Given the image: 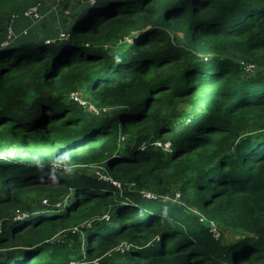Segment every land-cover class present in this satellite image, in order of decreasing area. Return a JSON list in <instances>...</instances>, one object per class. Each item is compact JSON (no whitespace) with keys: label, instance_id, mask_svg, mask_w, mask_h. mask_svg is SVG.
I'll list each match as a JSON object with an SVG mask.
<instances>
[{"label":"trees","instance_id":"obj_1","mask_svg":"<svg viewBox=\"0 0 264 264\" xmlns=\"http://www.w3.org/2000/svg\"><path fill=\"white\" fill-rule=\"evenodd\" d=\"M40 2L0 0V264H264V0L84 1L2 45Z\"/></svg>","mask_w":264,"mask_h":264},{"label":"rangeland","instance_id":"obj_2","mask_svg":"<svg viewBox=\"0 0 264 264\" xmlns=\"http://www.w3.org/2000/svg\"><path fill=\"white\" fill-rule=\"evenodd\" d=\"M84 1H91L93 2L94 0H41L40 5H37V10L36 12L40 13V17L37 19L34 18H30V17H24V20H20L21 18H19L18 14H13V19H12V23L10 24L11 29H9L8 34L10 33L9 39H8V43H6L5 46H8L10 44H12L15 40H17L18 37H21L22 34H26L29 32L30 28H38L40 29V32H44V26L48 25L51 34L46 38V40H53V39H57V38H61V37H67V26L64 25V20L65 19H69L73 13L76 14L77 10H79V8L83 7V3ZM37 4V3H36ZM36 4H32V6L36 5ZM24 14V13H23ZM15 24L22 26L23 28H21L19 31H17L14 27ZM136 30H133V33H136ZM131 36L126 37V40L131 41ZM247 64H245L244 68L246 70H248V72L253 71L254 69V64H249L248 66H246ZM179 83H181V80L178 79L177 81H175V84L173 85H178ZM162 92H158V94H161ZM69 99L68 101V106L70 104H72L73 99H71L72 97L74 99H77V101H79L80 103H84L86 104V106H88V108L93 109L96 112H103V113H116L117 111V106H107L105 105L104 107L100 108L98 107V105L96 103H98L97 99L95 98L94 94L92 93H88L84 90H74L72 92H70V94L67 96ZM62 102H60L59 105H61ZM189 103H185L183 106H188ZM63 114V113H62ZM10 126V122H7L5 124H1L0 127L4 128V127H8ZM120 139L121 140H126V139H131L133 138V135L130 132H121L120 131ZM157 145H162L165 150H170V141H166L163 144H161L160 142H157ZM73 166H79L80 168L86 169L88 171L93 172L94 174H98L99 176H103V178L105 179H113L111 177V175L109 173H104V166L101 163L98 162H94V161H89L87 163L84 164H75ZM103 174V175H102ZM106 174V175H104ZM112 183H117V185L119 184L118 180H113ZM52 185L50 188H55L56 189L59 187V185H56V183H52ZM41 193V192H40ZM71 193V192H70ZM69 193V194H70ZM173 196L174 194H168L167 196ZM37 196V198H41L42 199V203L46 201V199L48 198L47 195H45V192H43L41 195L39 194V192H32V193H28L25 195V197L29 198V199H34ZM67 196L64 195H60V196H56V197H51V199H53L56 204L58 205V207H60V210L63 209L64 204H63V198L64 200L66 199ZM177 201H182L183 204H186V201L183 197H181V193L180 195L177 197L175 195ZM45 203H49L45 202ZM191 208V207H189ZM12 212V211H11ZM23 214V213H22ZM27 214V213H26ZM23 216V215H22ZM203 219L207 220L210 224V222H215L218 226V221L214 220L213 217L211 215H203ZM7 218V217H6ZM202 219V220H203ZM82 223H78L75 225H72L71 227H65V228H60L59 231L54 235L53 239L59 238L65 231H67L70 228H75L77 226L82 225ZM225 228H220L218 226V230H219V234L224 232ZM64 231V232H63ZM127 246V242L124 240L122 242V244L119 247H126Z\"/></svg>","mask_w":264,"mask_h":264},{"label":"built area","instance_id":"obj_3","mask_svg":"<svg viewBox=\"0 0 264 264\" xmlns=\"http://www.w3.org/2000/svg\"><path fill=\"white\" fill-rule=\"evenodd\" d=\"M37 5H40V3H37V4L34 5V6L30 5V6L24 11V16H26V17H30V18H34V19L39 18V17H40V13L36 12V10H37ZM37 11H38V10H37ZM10 29H11V27H10ZM9 36H10V33L8 34V39H9ZM8 39H5L1 44H2V45H6V43H8ZM47 41H49V40H47ZM248 65H249V64H247L246 66H248ZM247 71H248V70H247ZM170 145H171V142H170ZM118 185H119V184H118ZM179 195H180V192H177V193H176V196L178 197ZM169 197H170V198H176V197H171L170 195H169ZM210 227H211V230H212L213 232H215L216 234H219L218 226H217V224H216L215 222H211ZM75 228H77V227H75ZM122 249H123V247H122Z\"/></svg>","mask_w":264,"mask_h":264}]
</instances>
